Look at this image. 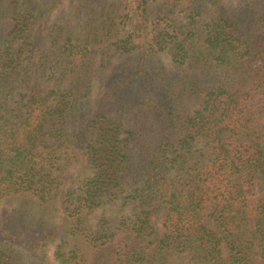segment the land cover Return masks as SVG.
Masks as SVG:
<instances>
[{
  "label": "trees",
  "instance_id": "trees-1",
  "mask_svg": "<svg viewBox=\"0 0 264 264\" xmlns=\"http://www.w3.org/2000/svg\"><path fill=\"white\" fill-rule=\"evenodd\" d=\"M155 1L171 69L133 58L105 3L71 0L38 36L55 0H0V264L51 238L58 264H264V0ZM106 40L123 61L92 100L110 62L83 58Z\"/></svg>",
  "mask_w": 264,
  "mask_h": 264
},
{
  "label": "rangeland",
  "instance_id": "rangeland-1",
  "mask_svg": "<svg viewBox=\"0 0 264 264\" xmlns=\"http://www.w3.org/2000/svg\"><path fill=\"white\" fill-rule=\"evenodd\" d=\"M8 1V0H7ZM21 1H27V0H21ZM70 1L71 0H55V7L53 9H51L50 11H48V13L45 15L44 18L41 19V22L39 24V26L42 29H36V33L38 34V36H42L41 34H44V31L46 30V27L48 24H50L51 22H53L57 17H62L64 14L70 15L71 13V8H70ZM79 0H73V2H76ZM114 0H88L89 2V6L90 8H94L95 10L98 11V8L101 7L100 5H102L103 3H105L107 6L106 11L108 12H112V13H116L117 14V18H116V29L118 31L119 36L123 37L126 36L127 34H132L133 37V41L135 42V46H134V50L131 54V56L133 58H137L138 60H145V63H149L150 61H148V57H155V59L157 61H154L155 63H158L160 65H163L165 68L167 67V69H171L170 64V58L169 56H167L164 52H150L151 48H153V40H152V36L155 32H158L159 30H163V28L170 29L171 27V23L169 22L168 19H166L165 17H162L159 21H157V16L155 14V10H156V6H158L159 2L155 1V0H149L148 6H147V13H145L142 16H138V11L136 9V4L133 2V0H120L121 5H119L118 7L113 8L112 7V3ZM225 4L228 3V0H223ZM6 2V1H5ZM36 2V1H35ZM6 5V4H4ZM5 9V8H4ZM23 10V9H22ZM123 14H128L125 22H120L118 23L120 20L118 18L119 15ZM140 14V13H139ZM131 15V16H130ZM96 16V14H92V16L89 17H94ZM87 17V15H86ZM179 20L181 23H184L186 20L183 16L179 17ZM113 40V39H112ZM92 43H84V45H88V47L93 49V45H91ZM94 47H96L97 51L94 54H91V56H86L84 57V61H86L87 63L94 59L93 57H96V59L102 57V56H106L107 60L110 62V66L108 68H100L98 70H102L103 73L100 74V72H98V70L94 73L91 74V78L93 79V87H92V92L90 94V98L93 100L97 99L99 96H101V91L102 88L99 89V79H101V77L103 75H107L111 69L115 68V66H118L123 59L119 56H117V53L113 52L112 46L110 45V41L106 40L105 41H100L97 43H93ZM83 46V44H82ZM109 50L107 51H101V49L104 48H109ZM35 52V51H34ZM35 56L34 59H37L39 56V51L35 52ZM81 55H79L80 57ZM132 58V59H133ZM131 61V60H130ZM91 62V61H90ZM98 66V63L94 65V68H96ZM94 70V69H93ZM92 70V71H93ZM99 89V91H98ZM74 170L73 165L69 166V168L64 169L63 171H60L57 175L59 176V180L62 183V188L65 189L67 188L69 185L68 183L71 181V174ZM58 203L56 205H53V203H49V207H48V216H46L50 222L52 223H60L62 221V217H61V205H60V201H57ZM2 206V210H4V212L8 213L10 212V207H6L4 203L1 204ZM32 206L30 208V210H32ZM110 213V210H107V214ZM39 233L37 231H32L31 233H22L20 232V234L15 235L12 234L10 235L11 237H9L7 240H5V244H9L11 243V240H13L15 242L16 245H18V240L20 241V243L22 245L25 244V239L29 238L31 236H36ZM57 239L56 238H51L46 246L43 249V252H41L42 256H44L43 261H39L40 257L38 258L36 256V253H32L31 254V258H32V262L33 264H58L56 259H55V255H54V250H55V246L57 244ZM26 247V246H24ZM26 249H29V247H26ZM15 250V249H14ZM18 252V248L14 251V252ZM36 252V251H35ZM25 255L23 252H21V255H19V258L17 257V263H26L27 259L25 258ZM16 263V264H17ZM19 263V264H20Z\"/></svg>",
  "mask_w": 264,
  "mask_h": 264
}]
</instances>
